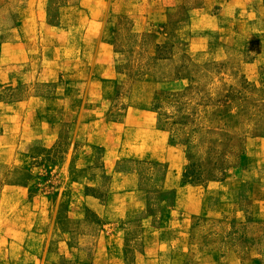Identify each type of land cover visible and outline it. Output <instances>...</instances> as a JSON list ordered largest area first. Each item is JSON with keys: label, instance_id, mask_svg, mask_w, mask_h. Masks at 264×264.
I'll use <instances>...</instances> for the list:
<instances>
[{"label": "rangeland", "instance_id": "1", "mask_svg": "<svg viewBox=\"0 0 264 264\" xmlns=\"http://www.w3.org/2000/svg\"><path fill=\"white\" fill-rule=\"evenodd\" d=\"M0 264H264V0H0Z\"/></svg>", "mask_w": 264, "mask_h": 264}]
</instances>
